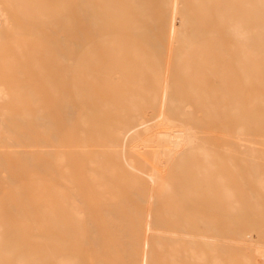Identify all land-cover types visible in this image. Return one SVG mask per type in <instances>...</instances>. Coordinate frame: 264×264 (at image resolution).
<instances>
[{
	"label": "bare ground",
	"instance_id": "6f19581e",
	"mask_svg": "<svg viewBox=\"0 0 264 264\" xmlns=\"http://www.w3.org/2000/svg\"><path fill=\"white\" fill-rule=\"evenodd\" d=\"M13 2L16 13L0 3V108L10 102L18 106L21 98L37 91L51 92L50 100H55V114L47 116L53 114L55 120L46 121L50 126L55 122L53 161L43 159L47 168L55 165L53 191L45 188L49 194L44 197L46 201L52 195L55 201V207H47L54 234L44 257L30 244L17 255L19 246L8 245L10 252L9 241L3 240L0 259L11 264H83L101 259L102 250L105 255L115 250L114 257L122 259L116 258V264H152L156 254L180 264L174 255L184 257L186 252L201 264L205 255L196 249L175 253L181 245L177 235H191L194 229L202 239L220 240L205 242L215 264H239L238 255L233 259L229 250L233 244L228 247L224 239L234 235L253 248L250 232L257 227L263 232L257 224L264 221V0ZM29 100L25 102L31 104ZM25 107L27 117L32 116ZM4 123L0 115V126ZM41 130L47 129L37 132ZM37 151H32L33 158ZM34 174L41 178L39 172L31 178ZM201 203L207 204L204 210L194 211ZM40 209L36 213L43 216ZM24 215H18L22 221ZM24 221L31 223L28 216ZM194 223L204 224L208 232L188 226ZM213 233L217 236L207 238ZM242 253V264L255 263ZM107 258L102 264L111 263Z\"/></svg>",
	"mask_w": 264,
	"mask_h": 264
},
{
	"label": "rangeland",
	"instance_id": "374dc122",
	"mask_svg": "<svg viewBox=\"0 0 264 264\" xmlns=\"http://www.w3.org/2000/svg\"><path fill=\"white\" fill-rule=\"evenodd\" d=\"M4 3H3V2ZM14 1V0H0V3L1 4H3L4 6H7V8H8V6H9V8L10 9H13V10H11V11H13V12H11V13H16L17 12V9H16V4H15V2H13V4H12V2ZM9 8H8V10H7V12H10V10H9ZM38 93V94H37ZM51 92H49V95H51L50 94ZM35 95V96H34ZM34 95H32V96H30V97H27L28 99H25V98H21V99H23V102L22 101H20L21 103H20V105H22V103H23V105L22 106H20V105H18V103L19 102H15V104L16 105H18V106H15L14 105V102H10V103H8V104H6L5 106H4V109L2 108H0V115H2V118H3V120H4V124H3V126L6 128H4L3 126L1 127L0 126V134H1V132H2V129H3V133H2V135H1V140H0V145H2V146H0V178H3V180H1L0 179V185L3 187H0L1 189H0V204L2 203V205H0V213H1V216H0V226L3 224H5L3 227H1L0 228V230H1V235H2V240L0 239V244L2 245V241L3 240H7L6 242L8 243V241H9V244H7V249H9V251L11 252V251H13V249L12 250H10V246H19V248L17 249V255H19L20 253H22L23 254V252L25 253L26 252V244L28 245V244H30V249H35L34 251L35 252H38L39 251V253H43L44 251H46V249H47V251H46V253L48 252V251H50V246H52V241H53V239H51L50 240V238H53L52 236H53V234H54V225L53 224H48V223H50V222H47V221H50L51 220V217H52V214H51V216H50V211L49 210H47L48 208L51 210L52 209V207H55V201H54V198H52V195L51 194H53V192H50V197L49 198H51L50 199V202L48 201L49 200V198H46L47 200V202L46 201H44V197H46V193L47 194H49V192H46L45 193V188H48L47 190L48 191H50L51 189L49 188V187H51V188H53L54 187V185H55V181H54V179H55V177H52V176H54V170H52V169H54L55 168V165H53L52 166V164H51V166H52V168L51 167H49V168H51L50 170H52L53 172L51 173L48 169L49 168H47V166H46V163H45V161H46V159H48L49 161H50V163L53 161V158H51V156L53 155V148H55V146L52 144V142H55V125H54V123H52L51 122V126H50V123H46V121H52V120H55V119H51V117H52V115H49L50 117H47L48 116V114H50V113H54L55 112V109H53L52 110V105H54L55 106V100L54 101H51L50 100V97H49V95H48V93L46 94L44 91H37V92H35V94ZM48 95V96H47ZM53 95V94H52ZM39 98H38V97ZM41 96V97H40ZM40 99L39 100V104L41 103V102H44L43 104H38V102L36 103V104H38L39 106H37L34 102H33V99ZM13 98V97H12ZM52 98H54V97H52ZM51 98V99H52ZM20 99V98H19ZM24 99H25V101H30L29 99H31V101L32 102H30L31 104H27V102H25L24 101ZM41 101V102H40ZM25 102V103H24ZM29 103V102H28ZM35 105V107L37 106L38 108H40L41 107V105H44L43 107H45V108H47L46 110L45 109H43V107L42 108H40V110L38 109V108H35V107H33L34 105ZM26 106L27 105V108H29L28 110H26V111H29L31 114H32V116H30V117H27V112L25 113V109H26V107L25 108H23V106ZM46 105H47V107H46ZM51 105V106H50ZM6 106H7V108H9L8 110H7V108H6ZM9 106H11V108L9 107ZM53 106V108H55ZM13 107V108H12ZM21 107H22V111H21ZM14 108H15V110H14ZM17 108V109H16ZM50 108H51V111L49 112V110H50ZM13 109V110H12ZM37 109H38V112H37ZM42 109H43V111L47 114H45V113H42L43 111H42ZM2 110L4 111V112H2ZM35 110H36V113H35ZM20 111H21V113H20ZM39 111H41V112H39ZM10 112V113H9ZM23 112V113H22ZM40 113H42L43 115L45 114V117L41 114V115H39ZM55 114V113H54ZM10 115V116H9ZM26 115V116H25ZM33 115H39L40 117H39V119H35V116H33ZM44 118H43V117ZM9 117V118H8ZM10 117L11 118H15V119H13L12 121H14L13 123H12V121H11V119H10ZM53 117H55L54 115H53ZM52 117V118H53ZM18 119V120H17ZM25 119L27 120V121H25ZM9 121H10V123H9ZM17 121V122H16ZM21 123H20V122ZM23 121H25V122H23ZM20 123V125H18L17 126V124H19ZM29 122V123H28ZM26 123V124H25ZM43 123V124H42ZM11 124V127L13 128V130L11 129V127L9 126ZM25 124V125H24ZM30 124H34V125H32V126H34L35 127V129H36V127H37V129L38 130H40V128H46L47 130H44L45 132H43L42 130V132L41 131H38L37 132V129H36V133L37 134H35L34 132V130H32L33 131V133L31 132V129L33 128V127H31V125ZM38 124H41L40 126H42V127H40ZM46 124L48 125V126H46ZM27 125V126H26ZM36 125H38V126H36ZM7 126V127H6ZM15 126H17L16 128H14ZM20 127V128H19ZM30 127V128H29ZM9 128V129H8ZM25 128V129H24ZM29 130H28V129ZM5 129V130H4ZM12 131H11V130ZM49 129V130H48ZM10 130V131H9ZM21 130H23V131H21ZM26 130V131H25ZM28 130V131H27ZM4 131H7V132H4ZM51 132V134L52 133H54V134H52V136H51V134H49L48 132ZM10 132V133H9ZM24 132H25V134H24ZM4 133H5V135H7V136H13V137H11V139L9 138L8 139V137L6 136V137H4L5 135H4ZM7 133V134H6ZM14 133H15V135H14ZM17 133V134H16ZM18 133H20V135L18 134ZM24 134L25 135V138H23V136L21 135V134ZM47 133V134H46ZM11 134H13V135H11ZM27 134V135H26ZM33 135V137H32V135ZM48 134H49V136H48ZM30 135V136H29ZM9 136V137H10ZM22 136V137H21ZM28 136V137H27ZM36 136H37V138L39 139H35L36 138ZM19 137V138H18ZM50 137V138H49ZM26 138H29V140L27 141V139ZM5 139L7 140V141H5ZM18 140L19 139V141H17L16 142V140ZM23 139V141H24V143L22 144V141H20V140H22ZM34 139H35V141H34ZM51 139V140H50ZM9 140V141H8ZM13 140H14V142H15V145H14V143H13ZM54 140V141H53ZM12 141V142H11ZM29 142L28 143V145H26V143L25 142ZM40 141V142H39ZM47 141H51L50 143H51V145L49 146V143L48 144H45V145H48L47 147L44 145V143H47ZM10 142V143H9ZM21 142V143H20ZM31 142V143H30ZM34 142V143H33ZM3 143H4V145H3ZM10 144L9 146H8V144ZM13 143V144H12ZM19 144V145H18ZM32 144V145H31ZM33 144H35L36 146H33ZM23 145V146H22ZM39 145V146H38ZM41 145V146H40ZM53 145V146H52ZM18 146H20V147H18ZM41 149H40V148ZM38 148L40 149V151H41V154L42 153H46L47 152V150L49 151V152H47L46 154L47 155H49V156H44L45 154H42L43 156H41V154L40 153H38L39 152V150H38ZM8 149V150H7ZM35 149H36V151H37V153H34L35 155L36 154H38V155H36V156H40L41 158H42V162L39 160V159H37V158H40V157H36V156H34V158H33V152H35ZM46 149V150H45ZM50 149V150H49ZM7 150V151H6ZM28 150V151H27ZM4 151H5V153H4ZM8 151H9V153H8ZM27 151V152H26ZM33 151V152H32ZM3 152V153H2ZM23 152V153H22ZM24 152H26L25 154H27V155H24ZM52 152V154H49V153H51ZM1 154H7V155H5V156H2ZM10 156V158H9V156ZM11 155L13 156V157H11ZM23 155V156H22ZM29 155H30V157H32V159L29 157ZM6 157H8V159L7 160H5L6 159ZM26 157V158H25ZM47 157V158H46ZM53 157V156H52ZM264 157V156H263ZM13 158V159H12ZM16 158V159H15ZM20 159V160H18V159ZM44 158H46L44 161H43V159ZM11 159H12V161H11ZM14 159H15V161H14ZM24 159H26V160H24ZM31 159V160H30ZM35 159H36V161H40L41 163H42V165H44V163H45V165L44 166H42L41 168H39V164H41L40 162H33V161H35ZM52 159V160H51ZM261 159H263V161H264V158H261ZM261 159H259V161L258 162H260V160ZM24 160V161H23ZM29 160V162H32L31 163V165H33V166H29V163L27 162ZM9 161V162H8ZM10 161H11V163H10ZM14 161V162H13ZM26 161V162H25ZM262 161V162H263ZM6 162H8V163H10V164H8V163H6ZM47 162V161H46ZM262 162H260V163H262ZM4 163V164H3ZM17 163H19L18 165H17ZM28 163V164H27ZM34 163V164H33ZM37 163V165H35ZM264 163V162H263ZM262 163V164H263ZM12 164H14V167H13V165ZM49 164V163H48ZM2 165V166H1ZM17 165V166H16ZM5 166H7V167H5ZM19 166H21V167H19ZM26 166V167H25ZM36 166V167H35ZM260 166L262 167L261 169H263V175H264V168H263V166H264V164H263V166L260 164ZM5 168V170L3 169V168ZM18 169H16V168ZM29 167V168H28ZM10 168H11V170H10ZM27 168V169H26ZM32 168H34L35 169V172H36V174H38V172H39V175H40V179L39 178H37V176H36V178H35V174H34V178L32 179L31 178V175L33 174V173H35L34 172V169H32ZM36 168H37V170H38V172L36 171ZM14 169V170H13ZM20 169V170H19ZM40 169H41V171H40ZM43 169V170H42ZM260 169V170H261ZM2 170V171H1ZM31 171V172H33L32 174H31V172H28L27 173V175L29 176H27V175H25L27 178H30V179H26L25 177H24V174H25V172H27V171ZM48 170V172H46ZM8 171V172H7ZM25 171V172H24ZM42 171H44V172H42ZM262 171V170H261ZM9 172L11 173V175L9 174ZM14 172H16V173H14ZM22 172H24V174L22 173ZM40 172H41V174H40ZM46 172V173H45ZM18 173H20V174H18ZM21 173H22V176H21ZM49 173H51V174H49ZM54 173V174H53ZM9 174V175H8ZM16 174H18V175H16ZM20 175V176H19ZM38 175V176H39ZM50 175V176H49ZM11 176H15V178H11ZM18 178V179H17ZM45 178H49V180L48 179H46V181H45ZM36 179V180H35ZM43 179V180H42ZM7 180V181H6ZM16 180V181H15ZM34 180V181H33ZM6 181V182H5ZM33 181V182H32ZM38 181H40V183L38 182ZM42 181V182H41ZM47 181H50L49 183L47 182ZM36 182H38V184H36V185H40L41 186V189H40V186H39V189L37 190V186L34 184V183H36ZM44 182H46V184L44 183ZM10 183V184H9ZM53 185H52V184ZM30 184V185H29ZM48 184V185H47ZM19 186V188H18V186ZM8 186V187H7ZM29 186V187H28ZM32 187V190H31V187ZM33 186L34 187H37L36 189H34L33 188ZM44 186V188H42ZM20 189V190H18V189ZM42 190V191H41ZM51 191H53V190H51ZM22 194H21V193ZM34 192V193H33ZM43 192V193H42ZM7 193V194H6ZM17 193H18V195H19V193H20V195L19 196H17ZM30 195H29V194ZM38 193V194H37ZM6 194V195H5ZM28 194V195H27ZM36 197H35V196ZM45 195V196H44ZM13 196H16V197H22V198H17V200L15 201V198L13 197ZM27 196H29V197H27ZM48 196V195H47ZM6 197V198H5ZM12 197H13V199H12ZM32 197H34L33 199H32ZM40 197V198H39ZM42 197H43V199H42ZM2 198V199H1ZM6 200H5V199ZM5 200V201H4ZM9 201V202H8ZM21 203H20V202ZM35 201V202H34ZM43 201V202H42ZM40 202H42V203H40ZM48 202L49 203H51V204H48ZM12 203L13 204H15L14 206L12 205ZM52 203H53V206H52ZM4 204V205H3ZM6 204V205H5ZM19 204V205H18ZM20 204H22L23 206H24V208H26V209H24L23 210V207H21L20 206ZM42 205L43 207H38L39 205ZM40 205V206H41ZM45 205V206H44ZM206 203H201V206L199 207V208H197V210H194V211H196V212H201V211H203L204 209V207H206ZM8 206V207H7ZM17 206V207H16ZM20 206V207H19ZM51 206V207H50ZM14 207H15V209H14ZM48 207V208H47ZM7 208H9V209H7ZM19 208V209H18ZM43 209L42 211V214H43V216L42 215H40V211H37V210H39V209ZM46 208V211L44 210ZM40 209V210H41ZM2 210V211H1ZM14 210H15V212H14ZM25 210H27V211H25ZM29 210H30V212H29ZM22 211H24L23 213H22ZM49 211V212H48ZM38 212H40L39 213V215H37V213ZM47 212L49 213V215L47 214ZM19 213H22L24 216V218H26L27 216H28V218H29V222H31V223H28V225H27V223H25V221H28L27 219L24 221V218H23V221H22V219H20L19 218V216H22V214L20 215ZM35 213V214H34ZM45 213V214H44ZM3 214V215H2ZM8 214H10L9 216H11V218L10 217H8ZM12 214V215H11ZM29 214V215H28ZM7 215V216H6ZM15 215V216H14ZM19 215V216H18ZM4 216H5V218H4ZM26 216V217H25ZM33 216V217H32ZM14 217H16L18 220H21V221H18L16 218H14ZM36 217V218H35ZM50 217V220L48 219ZM10 218V219H9ZM22 218V217H21ZM37 218H39L38 219V221H36L37 220ZM46 218V219H45ZM6 219V220H5ZM32 219V220H31ZM35 219V220H34ZM48 219V220H47ZM45 220V221H44ZM15 222V223H13V222ZM51 221H53V220H51ZM220 223L219 224H221L220 226H224L225 225V222L223 221V220H221V221H219ZM32 223H33V225H32ZM53 223V222H52ZM261 223V224H260ZM17 224V225H16ZM30 224V225H29ZM258 224H260V225H258ZM257 224V226H262V228H263V230L262 229H260V230H262L263 232H261L260 233V231L258 232V230H259V228L257 227V230L255 229V230H253V231H251L250 232V230H249V228H250V224H249V228H247L248 229V231L253 235L252 236V238H253V242H255V243H253V245H254V247L253 248H250L248 245H249V243L248 242H245V241H243L242 239L240 240L239 238L237 239L234 235L232 236L233 238H232V240H229V239H227V238H225L224 240L226 241L225 243L226 244H228V247H229V245H232V247L229 249V250H231L232 252V254L234 255V257L235 258H233V259H236V256H237V258L239 257L240 258V263L242 264V260H241V257H242V255H241V253L243 254V256L244 255H249L250 256V259L253 261V263L254 264H264V221H261V222H259ZM14 225V226H13ZM25 225V226H24ZM37 225V226H36ZM187 224H185V226H186ZM199 226L200 227V229H201V231L202 232H204V233H207L208 232V229L206 228V226L204 225V224H193V226H192V224H190V225H188L189 227L191 226L192 228H194V227H196V226ZM16 226V227H15ZM234 225H232V227H233ZM255 226H256V224H255ZM254 226V227H255ZM22 227H24V228H22ZM41 227V228H40ZM51 227V228H50ZM53 227V228H52ZM2 228H3V231H2ZM13 228V229H12ZM14 228H16V230L14 229ZM21 228L22 229H27V230H24L25 232H22L23 230H21ZM33 228V229H32ZM35 228H37V229H35ZM40 228V229H39ZM45 228V229H44ZM49 228V229H48ZM234 228V227H233ZM252 228V227H251ZM256 228V227H255ZM30 231H29V230ZM42 229H44V230H42ZM14 232H13V231ZM47 230V231H46ZM33 231V232H32ZM35 231V232H34ZM44 233H43V232ZM52 231V232H51ZM195 230L193 229V233L191 234V235H185V234H179V235H177L178 237L175 239L176 241V244L178 243V244H180L181 243V245H182V243L184 244L183 246H181V245H179V247H177L178 249V251L179 252H177V250H176V254L178 253H183V250H185V252H186V247H189V248H193V249H196V250H198V251H200L202 254H204L205 256H204V261L203 262H201V264H215L214 263V261H212V260H215V259H212V257H213V255L211 254V249L210 248H207V245L205 244V242H213V243H218V241L220 242V240H218V237H214V238H212V239H202V237L204 236V235H202V234H198L196 231V233L194 232ZM32 232V233H31ZM46 232H47V234H46ZM3 233V234H2ZM30 234V236L32 237L33 236V234L35 235V237L34 238H31L30 236H28L29 234ZM39 233H43L44 234V238H45V234H46V236L48 237V239H44L43 237H40L41 235L43 236V234H40L39 235ZM260 233V234H259ZM20 234V235H19ZM22 234V235H21ZM25 234V235H24ZM38 234V235H37ZM261 234H263L262 236H261ZM48 235H51V237H49ZM202 235V236H201ZM6 236L7 237V239L5 238L4 239V237ZM10 236H12V237H10ZM24 236V237H23ZM39 236V237H38ZM211 236L213 237V236H217V234H215V233H213L212 235H209L207 238H211ZM30 237V238H29ZM12 238V239H11ZM36 238V239H35ZM38 238H40V239H38ZM43 238V239H42ZM23 239V240H22ZM26 239V240H25ZM235 239V240H234ZM237 239V240H236ZM27 240H28V242H27ZM29 240H31V241H29ZM37 240V241H36ZM39 240H40V242H39ZM44 242H43V241ZM224 240H222L223 242H224ZM229 240V241H228ZM239 240V241H238ZM5 241H4V243H5ZM22 241V242H21ZM221 241V242H222ZM11 242H13V243H11ZM51 242V243H50ZM171 242V241H170ZM3 243V244H4ZM15 243V244H14ZM40 243V244H39ZM34 244H36V246H33ZM238 246H237V245ZM255 244H258V245H260V246H258V245H256L255 246ZM8 245H10V246H8ZM42 245V246H41ZM50 245V246H49ZM23 246V247H22ZM25 246V247H24ZM31 246L33 247V248H31ZM42 248H41V247ZM45 246V248H44V250H43V247ZM49 246V247H48ZM180 246H181V248H180ZM227 246V245H226ZM225 246V247H226ZM0 247H2V246H0ZM11 247V248H12ZM38 247L40 248V249H42V251H40V249H38ZM104 247H106L105 249H104ZM103 247V249L104 250H108L109 249V246L106 244V246H104ZM217 247H218V245H217ZM228 247H226L227 249H228ZM241 249H240V248ZM5 248V247H4ZM15 248V247H14ZM214 248V247H213ZM234 248V250H232ZM262 248V249H261ZM16 249V248H15ZM22 249H24V250H22ZM38 249V250H37ZM257 251V252H255V251ZM259 250V251H258ZM2 251V250H1ZM5 251H7V252H9L8 250H5ZM28 251H29V248H28ZM108 251H112V253L111 252H109V253H111V254H113V256L111 255H109L108 254V252L107 251H105L106 252V255H105V253H104V251L102 250V252L101 253H99L98 254V257H100L101 259H99V258H92V259H90V261L87 259V260H84V262H86L87 261V263H83V264H88L89 262L90 263H96V264H102V263H104V261L106 260V258H107V256H109L107 259L111 262H109L110 264H116V262L117 261H121L122 259H120V257H118V256H115L114 257V252H115V250H108ZM114 251V252H113ZM215 251H216V249H215ZM214 251V252H215ZM235 251L237 252V253H235ZM240 251H242V252H240ZM260 251H262V252H260ZM31 252H33V251H31ZM187 253V252H186ZM185 253V254H186ZM219 252H218V250H217V254H218ZM235 253V254H234ZM172 254V253H171ZM184 254V257H181L180 255H182V254H180V255H174V257H178V258H174L173 256H171V257H173L174 258V260L176 261L177 259H179V260H177L176 262H179L180 264H200V262H192L191 260H193V259H190L191 257H189V256H187V254L185 255ZM21 255V254H20ZM44 255V253L42 254V257H44L43 256ZM116 255V254H115ZM163 254H160V255H158V254H156V255H154L153 256V260L154 261H151L152 262V264H171L172 263V261L170 262V260L172 259V258H169L170 256H168L169 254H167V256H168V260L165 258V259H163L162 257L164 256H162ZM216 254H214V256H215ZM231 255V254H230ZM233 255H231L232 257H233ZM241 255V256H240ZM161 256V257H160ZM186 256H187V258L188 259H190V260H188L187 258H186ZM111 257V258H110ZM217 257H218V255H217ZM216 257V258H217ZM253 259H252V258ZM114 258L116 259H119V260H115L114 261ZM206 258H207V260H206ZM239 258L238 259H236V260H238L239 261ZM96 259H98V260H96ZM113 259V260H112ZM243 259V258H242ZM255 259V260H254ZM7 261V262H5V264H11V263H9L11 260H8V259H6L5 260V258H3L2 260L0 259V261L2 262V261ZM162 260V261H161ZM3 261V262H4ZM120 261H119V263H120ZM163 261H167V263H165V262H163ZM216 261H217V259H216ZM1 263V264H4V263ZM115 262V263H114ZM169 262V263H168ZM216 263H218V262H216ZM239 263V264H240ZM174 264V263H173Z\"/></svg>",
	"mask_w": 264,
	"mask_h": 264
}]
</instances>
